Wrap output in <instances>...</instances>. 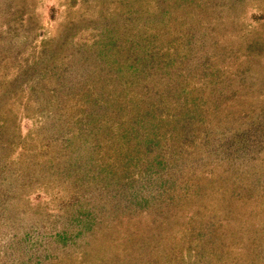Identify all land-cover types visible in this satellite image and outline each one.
Listing matches in <instances>:
<instances>
[{"label":"rangeland","instance_id":"374dc122","mask_svg":"<svg viewBox=\"0 0 264 264\" xmlns=\"http://www.w3.org/2000/svg\"><path fill=\"white\" fill-rule=\"evenodd\" d=\"M0 264H264V0H0Z\"/></svg>","mask_w":264,"mask_h":264}]
</instances>
